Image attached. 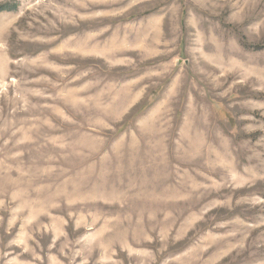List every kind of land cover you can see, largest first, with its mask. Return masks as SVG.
Here are the masks:
<instances>
[{
    "label": "rangeland",
    "instance_id": "374dc122",
    "mask_svg": "<svg viewBox=\"0 0 264 264\" xmlns=\"http://www.w3.org/2000/svg\"><path fill=\"white\" fill-rule=\"evenodd\" d=\"M0 4V264H264V0Z\"/></svg>",
    "mask_w": 264,
    "mask_h": 264
},
{
    "label": "trees",
    "instance_id": "16d2710c",
    "mask_svg": "<svg viewBox=\"0 0 264 264\" xmlns=\"http://www.w3.org/2000/svg\"><path fill=\"white\" fill-rule=\"evenodd\" d=\"M15 7V6H12ZM9 7H7L5 4H0V12L2 11H8Z\"/></svg>",
    "mask_w": 264,
    "mask_h": 264
}]
</instances>
